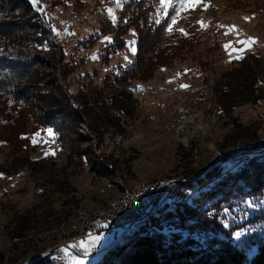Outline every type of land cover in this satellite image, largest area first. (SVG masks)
<instances>
[{
  "label": "rangeland",
  "instance_id": "rangeland-1",
  "mask_svg": "<svg viewBox=\"0 0 264 264\" xmlns=\"http://www.w3.org/2000/svg\"><path fill=\"white\" fill-rule=\"evenodd\" d=\"M126 1L120 0L118 5L117 0H39L33 6L49 21L61 47L47 52L60 68L40 64L29 80L30 86L34 85L30 92L50 94L40 105L52 106L50 97L61 98L63 94L75 96L81 104L83 99L77 95L87 85L100 89L103 97L122 91L127 105L123 111H108L119 127L99 125L91 118L96 117L95 111L102 114V109L92 113L91 109H78L83 122L75 124L63 143L48 133L51 128L35 129L29 121V149L19 154L14 142H5L0 136V264L31 263L33 258H42L50 246L70 239L82 219L93 218L140 186L168 183L153 213L179 189L182 201L177 202H186L205 186L197 180L208 171L218 168L220 175L233 172L255 149L264 150V64L259 68L254 94L238 100L230 114L218 107L213 93V84L233 67L237 54H264V0H202L194 10L181 12L173 29H196L201 33L199 40L145 77L137 73L125 83L112 77L134 60L133 27L124 45L106 58L104 46L112 41L113 32L89 47H77V42L97 28L114 26ZM204 4L209 6L205 9ZM172 7L174 16L178 0H173ZM201 20L208 25L204 29L198 23ZM220 25H235L239 35ZM249 37L255 43L230 57L224 45L231 43L232 48L239 49L244 46L237 40ZM92 124L96 126L92 128ZM81 150H90L87 161L67 157L69 152L73 158ZM23 157H29L30 163L13 169L12 161ZM101 165L107 169L98 172ZM262 210L264 197L248 199L222 210L221 219L225 227L241 225L232 236L239 242L258 231V225L249 220ZM95 236L100 240L94 245L101 249L118 241L112 234L102 233L91 235L85 245ZM97 257H82L75 264H91Z\"/></svg>",
  "mask_w": 264,
  "mask_h": 264
},
{
  "label": "trees",
  "instance_id": "trees-1",
  "mask_svg": "<svg viewBox=\"0 0 264 264\" xmlns=\"http://www.w3.org/2000/svg\"><path fill=\"white\" fill-rule=\"evenodd\" d=\"M174 11L171 6L165 15L159 0H128L123 3L114 26L95 29L86 38L79 39L77 47H89L113 32L112 41L104 46L103 58H106L124 45V38L133 27L136 35L134 60L122 72L113 73L112 78L115 82L125 83L137 73L143 78L154 67L184 53L201 37L196 29L184 31L187 35L176 29L170 33L167 26ZM50 27L49 21L37 13L28 0H0V130L3 131L0 136L6 139L5 142L15 143L16 154L29 149L26 127L29 121L35 129L51 128L56 142L63 143L75 124L83 122L78 109H91L90 113L102 109V114L95 111L96 117L91 118L99 125L119 127L108 111L113 108L123 111L127 105L124 92L103 97L100 89L88 85L77 95L83 99L81 104L75 96L63 94L61 98L50 97L52 106L40 105L41 101L47 102L45 99L50 94L30 92L34 85L31 87L29 80L40 64L59 67L57 60L48 54L61 48ZM233 64L213 84L216 103L226 114L232 112L238 100L254 94L264 54L245 55ZM256 99L257 96L252 101ZM65 100L67 103H61ZM95 126L92 124V128ZM86 151L74 153L73 158L69 152L67 157L87 161L86 154L90 150ZM23 159L12 161L13 169L16 165L19 168L30 163L29 157ZM101 169L107 168L101 165L97 171ZM197 181L201 185L205 183L197 195L186 202L164 200L140 230L111 245L91 264H264V210L249 220L258 225V231L239 242L232 236L241 225L225 227L221 219L222 210L232 209L248 199L264 197V150L255 149L233 172H221L220 175L216 168ZM173 189L179 188L174 186Z\"/></svg>",
  "mask_w": 264,
  "mask_h": 264
},
{
  "label": "built area",
  "instance_id": "built-area-1",
  "mask_svg": "<svg viewBox=\"0 0 264 264\" xmlns=\"http://www.w3.org/2000/svg\"><path fill=\"white\" fill-rule=\"evenodd\" d=\"M238 160V159H237ZM237 160L234 165H237ZM161 183H154L148 189H138L135 194H130V198H123L119 201L112 211H108V216H98V218H86L90 220V229L86 230V234L71 242L65 249L45 255L42 258H33L31 263L27 264H75L82 257H92L101 248L98 245H92L85 254L84 248L80 246L81 241H86L91 235L109 233L114 239L123 233L132 231L137 226L138 221L144 218L150 207L155 205V201L160 197ZM171 197H178L182 201V190H177ZM118 213H126V220H118ZM87 246V245H86Z\"/></svg>",
  "mask_w": 264,
  "mask_h": 264
},
{
  "label": "snow or ice",
  "instance_id": "snow-or-ice-1",
  "mask_svg": "<svg viewBox=\"0 0 264 264\" xmlns=\"http://www.w3.org/2000/svg\"><path fill=\"white\" fill-rule=\"evenodd\" d=\"M120 0H117V4L119 5ZM202 0H178V7L176 10V14L174 16L171 17V24H169L168 26V31L171 33L173 31V25L177 24L178 22V17L180 16L181 12L186 11L188 9H195L199 4H201ZM31 3L33 4L34 7H36L39 4V0H31ZM160 5L161 8L165 10V15H167V9L171 6H173V0H160ZM204 8L206 9L209 5L208 4H204L203 5ZM37 11H42V8L37 7L36 8ZM108 13L109 16L113 19V21L115 22L116 17L113 15V10L111 8L108 9ZM245 19H249V18H245ZM159 22V21H157ZM198 23L201 25V28L204 29L206 28L208 25L204 22V21H198ZM219 27H228V32H237V35H239L238 30L236 29L235 25L232 26H224V25H220ZM177 31H180L182 34L187 35L186 32H184L183 29H176ZM60 33H57V35H59ZM225 34H228L227 32ZM105 39H109L107 37H105ZM237 43L243 45L244 47L239 48V49H235L232 48L231 43L229 44H225L224 47L226 50L229 51V55L230 57L232 56L233 52L236 53H242L248 46H250L251 44L255 43L254 39L252 37H249L246 40H237ZM133 52H135V49H132ZM96 57H93V59H95ZM235 59H242L243 57L239 54H237L235 57ZM182 88H187L188 85H181ZM48 133L50 135H54V133L52 132V129H48L47 130ZM37 136H39V133L36 134ZM35 142V139L34 141ZM237 235H239V233H237ZM100 240L99 236H95L91 238V242L89 245H85L84 241L80 242V246L84 248L85 254H87V252L89 251L90 247L96 243H98ZM65 251H67L65 249Z\"/></svg>",
  "mask_w": 264,
  "mask_h": 264
},
{
  "label": "bare ground",
  "instance_id": "bare-ground-1",
  "mask_svg": "<svg viewBox=\"0 0 264 264\" xmlns=\"http://www.w3.org/2000/svg\"><path fill=\"white\" fill-rule=\"evenodd\" d=\"M190 133V132H189ZM158 183H161L162 186V189H160V196L164 195L163 193H165L164 191L167 190V182H163V181H157ZM157 182H154V183H157ZM154 183H151L149 185H143V186H140L139 188L135 189L134 191L132 192H128L123 198H130V194H135L138 189H148V187L152 186ZM169 192V191H168ZM170 193V192H169ZM167 197V196H166ZM123 198H121L120 200H122ZM168 198H170L168 196ZM119 200V201H120ZM160 200H162V197H159V199H157L155 201V203L157 204ZM119 201H116L114 203H111L109 205V207H107V209L105 210H102V212L98 213L97 215H95L93 218H98V216H108V211H112V209H114L116 206H118L119 204ZM164 201V200H163ZM160 204V203H159ZM158 204V205H159ZM153 213V206L149 208L148 212L146 214H144V218L143 219H140L138 221V224L137 226H135L132 231H129V232H126V233H123L121 234L120 236L116 237V240L118 241H115V242H112L111 245L121 241L125 236H128L129 234L135 232L136 230H140L144 225H145V222L146 220L148 219V217ZM92 218V217H91ZM118 220H126V213H118ZM90 229V220H84L82 219L81 220V223L77 225L76 229L74 230V233L71 235L70 239L66 240V239H62L61 241H59L57 244L53 245V246H50L48 248V252L45 254V255H49V254H53V253H57L63 249H65V247L67 245H70L71 242H75L77 239H80L82 238L85 234H86V230H89ZM110 245V246H111ZM110 246H107L106 248H103V249H99L97 252H96V255L95 256H98V255H101L104 251H106ZM43 255V256H45ZM24 264H27V263H24Z\"/></svg>",
  "mask_w": 264,
  "mask_h": 264
}]
</instances>
